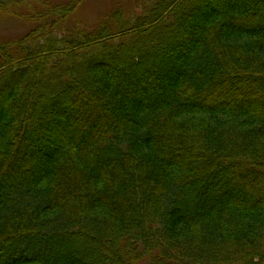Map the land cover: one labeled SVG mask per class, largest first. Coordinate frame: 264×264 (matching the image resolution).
Here are the masks:
<instances>
[{"label":"trees","instance_id":"16d2710c","mask_svg":"<svg viewBox=\"0 0 264 264\" xmlns=\"http://www.w3.org/2000/svg\"><path fill=\"white\" fill-rule=\"evenodd\" d=\"M83 1L0 0V264H264V0Z\"/></svg>","mask_w":264,"mask_h":264},{"label":"rangeland","instance_id":"374dc122","mask_svg":"<svg viewBox=\"0 0 264 264\" xmlns=\"http://www.w3.org/2000/svg\"><path fill=\"white\" fill-rule=\"evenodd\" d=\"M68 0H54L59 4H64ZM148 0H84L76 12V19L83 24H96L100 16L109 13L110 10L121 8L124 15H132L140 12L143 3ZM117 8V9H116ZM114 10V11H115ZM18 17L0 18V39L13 40L22 37L32 28L29 24L19 20ZM69 26V25H68ZM142 264H151L144 261Z\"/></svg>","mask_w":264,"mask_h":264}]
</instances>
